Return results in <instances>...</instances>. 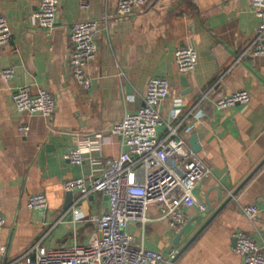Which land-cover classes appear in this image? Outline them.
I'll return each mask as SVG.
<instances>
[{"label":"crops","instance_id":"crops-1","mask_svg":"<svg viewBox=\"0 0 264 264\" xmlns=\"http://www.w3.org/2000/svg\"><path fill=\"white\" fill-rule=\"evenodd\" d=\"M146 3L143 12L119 17V0H92L88 10L81 8L80 0H60L57 25L45 30L33 25L39 0H0V15L13 34L11 42L0 47V70L15 71L9 81L0 74V210L6 219L0 230V263L14 264L39 242L69 245L75 230L78 242L88 240L91 223L75 225L70 218L59 222L67 204L63 183L102 175L106 160L125 150L111 129L127 112L143 106L148 84L157 76L170 84L161 114L177 127L186 152L205 159L211 173L200 181L194 197L182 201L187 220L180 229L158 219L154 205L149 221L131 223L128 232L164 256L171 251L178 256L232 197L178 259L167 264H241L242 256L235 251L241 231L264 246V215L251 221L241 210L264 203V56L254 55L259 19L250 0ZM85 20L101 22L95 37L98 55L88 67L90 89L75 81L71 65V26ZM190 44L199 62L193 73L180 74L175 51ZM25 85L34 93L44 88L53 95L56 112L51 118L16 110L14 93ZM238 90L250 93L249 104L216 108V99ZM22 125L30 127L27 137L18 134ZM159 132L166 134L167 128ZM77 147L86 157L83 165L63 157ZM35 194L46 196L48 210L28 207ZM79 196L74 193L70 208ZM182 197V191H176L171 199ZM108 205L101 192L78 204L86 216L105 212ZM201 205L206 211L211 205V211H201Z\"/></svg>","mask_w":264,"mask_h":264},{"label":"built area","instance_id":"built-area-1","mask_svg":"<svg viewBox=\"0 0 264 264\" xmlns=\"http://www.w3.org/2000/svg\"><path fill=\"white\" fill-rule=\"evenodd\" d=\"M60 0H39L38 10L33 16V25L40 29L52 30L57 25ZM92 0H80L83 10H88ZM254 14L259 19L255 56H264V0H250ZM146 0H119L117 15L124 17L143 12ZM101 28L98 20H85L71 26V65L75 81L85 89L92 86L88 73L89 64L98 55L96 34ZM8 21L0 15V47L12 40ZM175 62L180 74L193 73L199 62L196 47L192 44L175 51ZM5 81L15 76L13 68L0 70ZM170 95V84L166 77H153L146 89L144 104L135 112H127L122 121L115 124L111 133L120 136L125 150L118 156L106 160L104 172L94 179L84 177L64 181L67 192H78L79 198L72 208L63 213L59 222L70 218L75 225L89 222L94 230L86 242H78L75 230L73 243L48 247L42 242L34 245L14 264H167L177 257V251L168 256L138 243L128 232L134 222L149 221L147 214L156 205L160 220H166L172 229H180L186 223L182 201L194 197L200 181L211 169L208 163L194 152H186V142L177 133V127L164 119L161 103ZM15 108L20 113L40 114L51 118L56 112V101L46 89L37 93L31 86L19 87L13 96ZM251 95L238 90L222 95L215 101L218 110L236 105H247ZM161 127L167 128L160 134ZM30 133L28 125L18 128L21 137ZM181 156V161L177 157ZM73 165H83L86 157L81 147L70 149L63 154ZM182 191L183 197L173 202L171 197ZM95 192L108 197V210L102 213L84 215L78 204ZM28 207L32 210H48V199L44 194L30 196ZM206 211V206H200ZM242 212L251 221L264 215V203L242 206ZM6 226V219L0 210V230ZM236 253L242 256L241 264H264V246L258 244L245 232L236 234ZM3 256L7 251L1 248ZM3 264V263H0Z\"/></svg>","mask_w":264,"mask_h":264},{"label":"water","instance_id":"water-1","mask_svg":"<svg viewBox=\"0 0 264 264\" xmlns=\"http://www.w3.org/2000/svg\"><path fill=\"white\" fill-rule=\"evenodd\" d=\"M184 79V81H185V77L183 78ZM74 193L75 192H68V194H67V204H66V206H65V210H68L69 208H70V204L73 202V198H74ZM233 196H236V193L233 195ZM220 197H221V195H220ZM232 200V197H230V198H228L227 199V201H225V203L220 207V209L211 217V219H209L208 221H207V223L205 224V225H203L202 226V228L195 234V236L189 241V243L185 246V247H183L181 250H180V253H178V256L173 260V263L178 259V257L184 252V250L186 249V247H188L198 236H199V234L202 232V230L207 226V224L217 215V213L221 210V209H223L230 201ZM211 211V205H209V207H208V209H207V211H206V213H209ZM202 217H204V216H202ZM185 230H186V228H185ZM184 230V231H185ZM184 231H182V233L177 237V240H178V242H179V240L181 239V237H182V235L184 234ZM177 242V243H178Z\"/></svg>","mask_w":264,"mask_h":264}]
</instances>
